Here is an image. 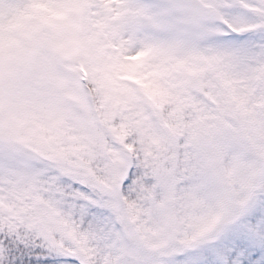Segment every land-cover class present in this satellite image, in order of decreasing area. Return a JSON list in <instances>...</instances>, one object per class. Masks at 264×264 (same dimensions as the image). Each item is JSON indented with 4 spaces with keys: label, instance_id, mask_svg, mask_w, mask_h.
Segmentation results:
<instances>
[{
    "label": "snow or ice",
    "instance_id": "snow-or-ice-1",
    "mask_svg": "<svg viewBox=\"0 0 264 264\" xmlns=\"http://www.w3.org/2000/svg\"><path fill=\"white\" fill-rule=\"evenodd\" d=\"M0 264H264V0H0Z\"/></svg>",
    "mask_w": 264,
    "mask_h": 264
}]
</instances>
